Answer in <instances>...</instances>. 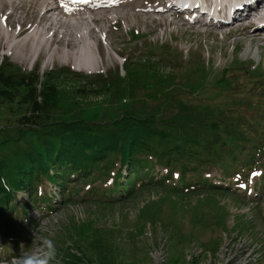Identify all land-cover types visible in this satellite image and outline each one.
Segmentation results:
<instances>
[{"label": "rangeland", "instance_id": "1", "mask_svg": "<svg viewBox=\"0 0 264 264\" xmlns=\"http://www.w3.org/2000/svg\"><path fill=\"white\" fill-rule=\"evenodd\" d=\"M202 1L211 7L209 0ZM246 1L233 0L223 12ZM254 4L237 8L236 14H244ZM160 5V0H137L135 8L123 10L126 18L98 20V28L105 29L96 39L98 64L80 66L83 70L65 60L55 44L41 46L38 56L32 55L31 30L17 36L29 5L16 10L11 19H7L8 4L2 9V66L23 76H39L37 91L49 85L56 90L48 113H35L36 125L50 120L95 124L124 116L182 112L195 115L199 132L212 140L216 135L220 140L221 127L225 128L226 145L218 142L222 148L208 160L201 153L194 159L162 164L166 168L152 157L154 171L145 176V185L161 187H143L130 199L118 201L127 189L121 186L110 193L113 182L97 194L101 187L94 186L93 178H106L98 171L108 161L100 162L91 177L81 173L83 179L76 173L64 176L56 168L53 173L44 171L29 194L15 187L13 179H18L17 168L25 164L27 153L42 149L44 137L31 135L32 127L39 128L31 121L20 124L24 111H0V192L5 195L0 194V262L5 261L0 264H12L22 253L41 248L45 238L57 249L53 264H264L263 24L245 27L249 23L245 15L246 22L237 21L220 31V24H183L179 17L143 13ZM31 12L25 18L27 26L40 18L32 8ZM147 17L164 22L154 26ZM22 42L27 51L20 49ZM19 55L26 61L17 59ZM206 146L209 154L214 152L213 146ZM46 165L53 168L50 162ZM182 170L188 172L179 178ZM227 174L231 177L222 180ZM161 178L168 179L166 185ZM206 181L213 185L197 189ZM49 193H57V200Z\"/></svg>", "mask_w": 264, "mask_h": 264}, {"label": "trees", "instance_id": "2", "mask_svg": "<svg viewBox=\"0 0 264 264\" xmlns=\"http://www.w3.org/2000/svg\"><path fill=\"white\" fill-rule=\"evenodd\" d=\"M2 63L0 62V111L4 109L18 113L24 111V115L19 118L20 124L30 125L32 122L36 125L35 113L38 110L46 111L45 114L48 113L47 111L55 101L56 90L47 81L45 84L49 86L37 91L36 84L39 76L35 77L34 73L26 76L20 75L15 69L5 68ZM37 96L42 98L43 104L37 102ZM48 100H52V103H48ZM27 112L29 115L25 116ZM194 116H188L182 112L173 115L171 112L169 115L163 114L160 117L124 116L120 120L105 123L96 122L95 124L84 121L66 123L52 122L51 120L49 123H41V126L38 124L36 125L39 127L38 129L32 127L31 135L41 134L44 137L43 142L40 141L42 149H33L27 153V157L24 156V158L26 157L25 164L20 163L17 168L18 179L17 177L13 179L15 187L32 194L39 182L37 179L39 174L50 169L46 165L47 162H50V166L53 168L62 170L64 176L68 177L72 173L80 176L81 173H84L88 178L92 176V172L100 169L97 166L103 161H108L107 167L102 171L99 170L98 173L106 178L103 181L99 179V175L93 178L95 179L93 180L95 181L94 186L100 185L101 187L96 191L97 194L107 188L104 185L112 180L113 187L109 191L110 193L121 186L127 189L123 198L118 201L126 199L135 192H140L143 187H161L160 183L145 185L148 183L143 181L147 174L154 171V166L151 163L152 157L166 168V165L177 163L182 158L200 157L201 153H204V159L208 160L214 156L215 151L222 148L223 144L217 145L218 142L222 141L226 145V139L222 136V134H226L225 128L222 130L221 127L220 140L217 135L212 140L199 132L201 131L200 122ZM40 130L46 131L40 133ZM188 139H190V143L187 142ZM207 143L213 146L214 152L211 154L206 146ZM30 160L31 162L28 164L27 162ZM117 163L120 168L114 169L117 168ZM123 167L127 170L126 175L120 172ZM116 170L117 172L113 173ZM187 172L182 170L178 177L184 176ZM110 174H113L114 177L116 175L115 179L110 177ZM152 175L154 176V174ZM226 177L231 176L227 174ZM78 178L83 179L85 176ZM161 179L163 182L168 180ZM138 181H141L140 184L137 183ZM58 183L63 184L59 180ZM136 185L138 186L136 187ZM212 185L208 181L201 182L197 189L209 188ZM3 193L0 192L2 197H5ZM118 201L114 203H118Z\"/></svg>", "mask_w": 264, "mask_h": 264}, {"label": "bare ground", "instance_id": "3", "mask_svg": "<svg viewBox=\"0 0 264 264\" xmlns=\"http://www.w3.org/2000/svg\"><path fill=\"white\" fill-rule=\"evenodd\" d=\"M136 1L137 0H86V2L85 0H0V13L2 12L4 6L8 4L10 8L9 10H11V12L7 19H11L16 10L21 8L23 10L24 5H29L30 11L28 10L25 13L24 20L18 23L19 32L17 33V36L20 35L21 31L25 33L26 31L31 30L30 34L33 39H29L30 42L28 40L24 42H29V45L27 43L26 44L29 46L30 49H32V51L35 49V51L32 52V55H36L38 52H40L39 50L42 47L46 46L47 48L48 46L49 48V46L55 44L57 47L61 48V52L63 53L65 60H69L70 62L75 63L77 65L76 68L78 70H83L80 66L89 67V65L92 64L94 68V65L98 64V62H96V41L98 40L96 39L102 38V35L105 33V29L104 31H102L103 27L100 28L101 30L98 28V20L112 19L115 22L117 18H126V14L128 13L127 11L123 10L126 7L135 8L134 3ZM160 1L162 4L160 5V8L143 10V13L146 15H149L151 13L159 14L162 16L164 15V18L167 15H170L175 17V19L172 18L173 20H176L179 17V21H181L183 24L198 25L199 23V26H202L204 24L202 23V18L198 15V12H196V15L192 19H184L182 16V8H177L170 5L167 0ZM263 3L264 0H260L254 5L250 6L246 10V12H244V14L237 16L236 12V16H233V18H228L226 16L221 19L209 17L208 22H206L205 25L216 26L217 24H220L221 26L217 27H219L220 31H223L228 25L231 26L233 23H237V21L246 22V19L248 18L249 23L245 24V27H249L250 25L259 26L257 24L252 23L251 18L257 16L259 10L263 8ZM31 8L33 12L35 11V15L37 14V17L40 18L37 24L36 21H32V23H29L30 25L27 26V21L25 20V18L29 15V12H31ZM106 10L113 11L103 13ZM195 11L196 10H193L192 12H190V14L192 15V13H194ZM53 12L54 14H52ZM131 12L136 11L131 10ZM245 15H247V18H243V16ZM202 16L204 17L205 15L202 14ZM164 18L159 19L158 22L152 19L151 17H147L145 18V20H150L151 24L157 26L164 22ZM4 21L5 19L3 18L2 25L4 24ZM42 22L43 24H41ZM37 25L39 26L37 27ZM6 27L7 23L3 25V29L5 31ZM259 27L262 26L260 25ZM95 30H100L98 35H94L93 32H95ZM230 31H228V33ZM228 33L227 31L225 32V34ZM8 34L9 33H7V37ZM261 34L262 33L258 35ZM24 42L19 44L21 50H26V44H23ZM114 54L118 56L115 52ZM17 59H19L21 62L26 61V58L22 55L20 56V58ZM89 59H91V62L89 61ZM91 73H96V70L92 71ZM35 251H37V249H35Z\"/></svg>", "mask_w": 264, "mask_h": 264}, {"label": "clouds", "instance_id": "4", "mask_svg": "<svg viewBox=\"0 0 264 264\" xmlns=\"http://www.w3.org/2000/svg\"><path fill=\"white\" fill-rule=\"evenodd\" d=\"M57 259V249L51 239H43L40 249L33 253H22L12 264H53Z\"/></svg>", "mask_w": 264, "mask_h": 264}, {"label": "snow or ice", "instance_id": "5", "mask_svg": "<svg viewBox=\"0 0 264 264\" xmlns=\"http://www.w3.org/2000/svg\"><path fill=\"white\" fill-rule=\"evenodd\" d=\"M85 2H86V0H85ZM241 187H243V185H241Z\"/></svg>", "mask_w": 264, "mask_h": 264}]
</instances>
